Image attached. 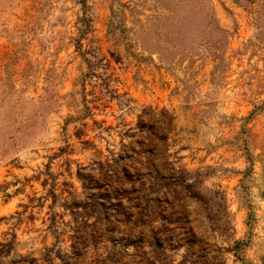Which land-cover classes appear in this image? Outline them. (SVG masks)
<instances>
[{"label": "rangeland", "instance_id": "1", "mask_svg": "<svg viewBox=\"0 0 264 264\" xmlns=\"http://www.w3.org/2000/svg\"><path fill=\"white\" fill-rule=\"evenodd\" d=\"M0 264H264V0H0Z\"/></svg>", "mask_w": 264, "mask_h": 264}]
</instances>
